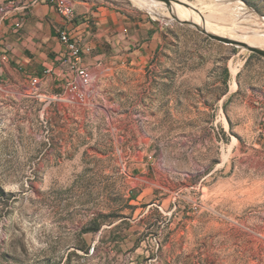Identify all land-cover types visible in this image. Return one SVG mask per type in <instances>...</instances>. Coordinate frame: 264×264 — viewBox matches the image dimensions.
<instances>
[{
	"label": "rangeland",
	"instance_id": "1",
	"mask_svg": "<svg viewBox=\"0 0 264 264\" xmlns=\"http://www.w3.org/2000/svg\"><path fill=\"white\" fill-rule=\"evenodd\" d=\"M102 1L158 47L84 101L0 76V264H264V0Z\"/></svg>",
	"mask_w": 264,
	"mask_h": 264
},
{
	"label": "crops",
	"instance_id": "2",
	"mask_svg": "<svg viewBox=\"0 0 264 264\" xmlns=\"http://www.w3.org/2000/svg\"><path fill=\"white\" fill-rule=\"evenodd\" d=\"M10 1L0 0V6ZM14 1L20 4L33 0ZM72 1L77 18L70 28L75 37L91 48L85 54L84 64L92 70H113L122 62L142 65L155 54L160 30L153 19L145 15L142 19L133 17L104 5L102 0ZM22 14L20 10L14 11L0 25V76L6 82L44 80L45 70L53 68L50 77L64 79L61 58L67 49L58 30L67 26L66 21L45 2L32 5L17 28ZM57 87L53 86L55 91Z\"/></svg>",
	"mask_w": 264,
	"mask_h": 264
},
{
	"label": "built area",
	"instance_id": "3",
	"mask_svg": "<svg viewBox=\"0 0 264 264\" xmlns=\"http://www.w3.org/2000/svg\"><path fill=\"white\" fill-rule=\"evenodd\" d=\"M39 2H45L52 5L57 13L66 21L67 26L58 30L59 39L67 49L66 54L61 58V69L64 74L65 90L72 92L77 99L84 101L87 91L92 86L94 77L89 67L84 64L85 54L89 52L91 48L75 37L70 28V25L74 24L77 18L76 8L62 7L61 0H33L30 3L27 2L20 4L12 0L0 6V25L14 11L20 10L23 14L16 22V27L20 28L26 11L32 5ZM53 72V68H47L45 70L46 77L53 75ZM42 81L43 80L40 78H33L32 84L36 87H41ZM59 95L60 94H56L53 99H57Z\"/></svg>",
	"mask_w": 264,
	"mask_h": 264
},
{
	"label": "bare ground",
	"instance_id": "4",
	"mask_svg": "<svg viewBox=\"0 0 264 264\" xmlns=\"http://www.w3.org/2000/svg\"><path fill=\"white\" fill-rule=\"evenodd\" d=\"M139 3H140V5L141 6H144L145 8H150V7H152V5H155L156 3H158V1H152V0H137ZM174 6H173V8L170 10L174 15H175V18H177V19H179V20H181V21H190V22H194V23H196L197 22V16L195 17V16H193L192 14H188V11H190V10H194V6H193V4H192V6L191 7H187V8H185V9H183V10H180V8H179V5H175V4H173ZM61 6L62 7H68V8H75V5L73 4V2H71L70 0H61ZM149 6V7H148ZM176 8H177V10H179V11H176ZM170 14V13H169ZM168 15V14H167ZM191 19V20H190ZM212 19V18H211ZM193 20H195V21H193ZM196 24H198V23H196ZM206 29H208V31L210 30V31H212V32H215V28L214 29H212V28H210V27H208V26H204ZM250 28V27H249ZM221 29V28H220ZM240 29V28H239ZM224 30V29H223ZM219 31H221V30H219ZM259 31V29H257L256 30V32H258ZM255 32V31H254ZM220 33V32H219ZM221 33H223V32H221ZM217 35H221V34H217ZM223 36V35H222ZM241 36H242V34H241ZM228 37V36H227ZM236 38H237V36H236ZM242 38H244V37H242ZM238 39V38H237ZM242 40H244V39H242ZM237 41H239V40H237ZM241 42H246V43H251V44H248V45H252V46H255V47H260L261 48V46H264V38H260V37H254V38H251V39H248V40H246V41H241ZM264 49V48H263Z\"/></svg>",
	"mask_w": 264,
	"mask_h": 264
},
{
	"label": "water",
	"instance_id": "5",
	"mask_svg": "<svg viewBox=\"0 0 264 264\" xmlns=\"http://www.w3.org/2000/svg\"><path fill=\"white\" fill-rule=\"evenodd\" d=\"M152 1L166 2L168 5L172 6V5H171V2H172L171 0H152ZM178 20H179V19H178ZM179 21H181V20H179ZM181 22L191 23L192 25H194V26H196V27L202 29V31H204L205 33H207L208 35H210V37H212V38H216V39H219V40H221V41H225V42H227V43H235V42L231 41V40H230L229 38H227V37H222V36L216 35V34L210 32V31H208L206 28H202V27H200L198 24H196V23H194V22H190V21H181ZM241 45L246 46L249 50H251V51H253V52H255V53H258V54L264 56V49H262V48H260V47H255V46H252V45H248V44H246V43H243V44H241Z\"/></svg>",
	"mask_w": 264,
	"mask_h": 264
}]
</instances>
